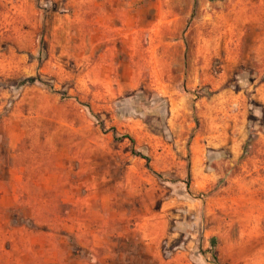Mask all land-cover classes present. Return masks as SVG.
<instances>
[{
    "label": "rangeland",
    "instance_id": "obj_1",
    "mask_svg": "<svg viewBox=\"0 0 264 264\" xmlns=\"http://www.w3.org/2000/svg\"><path fill=\"white\" fill-rule=\"evenodd\" d=\"M0 264H264V0H0Z\"/></svg>",
    "mask_w": 264,
    "mask_h": 264
},
{
    "label": "trees",
    "instance_id": "obj_2",
    "mask_svg": "<svg viewBox=\"0 0 264 264\" xmlns=\"http://www.w3.org/2000/svg\"><path fill=\"white\" fill-rule=\"evenodd\" d=\"M21 82H22V85H23V86H28V85H33V84H35V83H37V82H39V81H38V79H36V78H28V79H24V80H22ZM122 139H128V140H130L131 144H133L132 139H130L129 137H122ZM139 156H140V155H139ZM141 158L145 159L147 162H148V160H149L148 158L143 157V156H141Z\"/></svg>",
    "mask_w": 264,
    "mask_h": 264
}]
</instances>
